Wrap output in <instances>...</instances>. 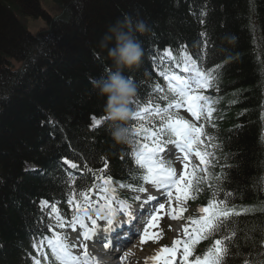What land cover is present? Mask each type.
I'll return each mask as SVG.
<instances>
[{
  "label": "trees",
  "instance_id": "obj_1",
  "mask_svg": "<svg viewBox=\"0 0 264 264\" xmlns=\"http://www.w3.org/2000/svg\"><path fill=\"white\" fill-rule=\"evenodd\" d=\"M42 1L0 0V264H56L46 241L39 250L32 245L63 232L72 205L94 182L122 190L143 186L135 159L142 134L132 131L141 121L128 123L130 144L114 143L108 122L89 129L90 115H105V100L90 81L115 70L103 44L108 29L126 15L147 25L139 36L142 62L125 72L142 103L163 83L159 59H151L157 48L161 54L171 48L177 57L183 48L201 71L215 76L203 93L213 110L204 120L209 143L203 150L212 174L208 186L201 181L192 188L191 199L203 205L223 200L242 210L217 232V238L227 237L224 264H264V0H85L86 16H94L79 18L78 36L70 21L84 12L83 0H49L53 20ZM22 16L47 18L53 32L38 43ZM64 158L78 165L71 176L60 164ZM26 164L40 170L24 172ZM41 200L51 204L47 212L39 208ZM57 220L64 227L49 232L47 225Z\"/></svg>",
  "mask_w": 264,
  "mask_h": 264
},
{
  "label": "snow or ice",
  "instance_id": "obj_2",
  "mask_svg": "<svg viewBox=\"0 0 264 264\" xmlns=\"http://www.w3.org/2000/svg\"><path fill=\"white\" fill-rule=\"evenodd\" d=\"M203 35V34H202ZM156 54L151 57L153 63L159 59L160 66L163 71L159 72V75L167 81V90L161 87L160 84H155L151 88L150 93L147 95L150 99L147 101L146 107H139L142 103L143 98L140 96H135L130 108L133 112L132 123L135 124L137 118L141 121L138 128H133V133H140V151L135 153L137 157V164H143L145 166L146 175L143 176V180L149 182L153 185L160 193V196L166 197L168 200L169 207L171 208L173 189L176 193V199L179 201L181 199H188V187L187 182L189 178V173L187 171V162L184 164L185 171L183 174L177 173L171 167H167L164 161L161 159V155L166 150V145L168 143H175L176 147L183 153H185V161L190 158L192 152L190 150L195 149V156L199 157L201 163L205 162V153L201 152L199 149L203 144L201 130L203 125L197 127L195 124L189 123L188 120L184 119H173V114L171 109H181L186 106L187 111L192 117L197 120L200 119L201 113L204 111L205 106H207L209 97L194 94L199 91H204L211 87L212 81L215 76L211 73H205L197 67V59L186 54L185 49L180 48L179 57L173 55L171 48H166L163 54L157 48ZM174 62L172 65V70L166 66L165 61ZM111 68L106 69L109 72ZM132 79V78H131ZM133 80V79H132ZM92 81H90L91 83ZM138 88V85H136ZM163 93L162 95H160ZM6 99V97H5ZM156 101H167L165 107H161V104ZM136 106V110H133L132 106ZM209 115L211 114V108H208ZM103 117V116H102ZM145 117H148L147 126L144 125ZM158 117V122L156 118ZM92 129H96L101 126L100 118L96 115H90ZM123 159V157H122ZM63 163L69 165L70 168L76 169L77 164L72 163L70 160L64 158ZM108 168V162L104 161V167L101 171H105ZM71 176V173H69ZM219 179V177H217ZM99 187V185H97ZM140 193H145L146 188L140 187L138 189ZM83 195V193L81 194ZM227 195H232L230 192ZM138 201L142 204H152L153 201H157V205L153 206V210L149 213L150 221L144 229V233L141 237V241L146 242L148 239H155L156 233H151L148 231L149 228L156 226V221L159 218L160 213L165 210V203H160V197L148 194L141 197H136ZM68 203L71 205L73 200L70 198ZM87 203V198L85 197V204ZM223 203V200L220 201ZM49 205V201L41 200L40 206L43 210L44 207ZM214 205L206 206L201 209L204 217L200 220L191 221V232L188 227L184 228L185 235L189 240L192 239L193 235L198 237L199 233L207 230L210 234L213 232H220L226 227L224 218L229 216V212L225 209L217 213L214 211ZM57 209L53 205V212ZM173 213V218L175 217V208H171ZM124 219L119 223L114 225V221L109 218L107 219L108 231H115L116 227H123L125 224H130L135 222V214L127 209L124 210ZM80 217L74 216L73 223L79 220ZM104 217H101L103 221ZM91 224L95 226L97 224L96 220H92ZM64 224L60 223L59 220L55 224L49 223L47 228L49 232H52L53 228H63ZM73 232H76L75 227L72 228ZM89 234L84 233V239L88 240ZM51 248L52 252L61 259L62 264H77V257L72 256L71 252L68 251L67 246L63 245L59 240L54 241L48 236H44L39 242H34L33 247L40 249L44 242ZM227 241V237L225 238ZM216 245H220L221 241L216 240ZM183 245V257L178 264H188V258L191 255V249L186 241L174 240L173 246L171 248H162L160 253L153 259L157 264H173L177 261V253L180 251V247ZM217 249V253H219ZM224 259L219 254H214L209 259L196 258L195 264H224ZM36 264H40L37 260Z\"/></svg>",
  "mask_w": 264,
  "mask_h": 264
},
{
  "label": "clouds",
  "instance_id": "obj_3",
  "mask_svg": "<svg viewBox=\"0 0 264 264\" xmlns=\"http://www.w3.org/2000/svg\"><path fill=\"white\" fill-rule=\"evenodd\" d=\"M146 31L144 20L134 21L127 15L122 21L118 20L111 26L105 36L107 43H104L103 47L107 49V59L115 70L92 81L97 95L105 100V115L100 118V122H108L111 139L116 144L132 142V131L128 123L133 118L130 105L137 95V87L125 72L141 64L144 49L139 36L144 35ZM225 39L232 43L234 37Z\"/></svg>",
  "mask_w": 264,
  "mask_h": 264
},
{
  "label": "rangeland",
  "instance_id": "obj_4",
  "mask_svg": "<svg viewBox=\"0 0 264 264\" xmlns=\"http://www.w3.org/2000/svg\"><path fill=\"white\" fill-rule=\"evenodd\" d=\"M95 2V1H94ZM42 3H44V5H42L43 9L46 10V14H47V17L49 18L48 20H53L52 17H54L55 12L52 10L53 8L51 7V3L49 0H45L44 2L42 1ZM81 5L79 7V9L81 11L84 10L83 13H81V15H77L75 18L73 17L74 20L70 21V23L72 24L73 27H71V32L72 34L75 33L76 35L79 34V18L82 16V17H86L87 19H89V16H94V14H92V11H89V15L86 16L87 12H88V8H90L88 5V3L83 0L81 2ZM91 14V15H90ZM90 17V18H91ZM47 18H37V17H28L26 18V16H22L20 17V21L21 23L27 28V33L33 38V40H36L38 43L39 41L43 40L44 37H48V35L53 32L52 30V24H50L48 21H46ZM82 19V18H80ZM84 19V18H83ZM93 19V17H92ZM95 25H96V22H93ZM75 36V35H74ZM78 36V35H77ZM69 41H72V37H69L68 36V39ZM37 43V44H38ZM24 63V61H23ZM14 66V65H13ZM17 66L19 68L22 67L21 64H17ZM180 114L184 117V118H188L190 119L191 121H193V119H195L194 117L191 116L190 113H187V112H184L183 110L180 111ZM201 114H204V115H208L209 112L206 108H204V111L201 113ZM197 127H200V125H198V122L195 123L193 122ZM174 157V152H173V148H169V149H166L165 152L161 155V159L162 160H168L170 158H173ZM185 161L182 157H178V158H175L173 159V161L171 162L173 164V169L179 173V174H183L184 171H185V168H184V164H185ZM187 165H188V168H187V171L188 169L190 168H194V170H197V171H202L204 170V165H202V163L200 162L199 158H196L195 155H191L190 156V159H189V163L187 162ZM102 189V188H101ZM103 190V189H102ZM146 193V194H145ZM144 194L147 195V194H153L152 193V188L150 186V183H148V186L146 188V192ZM175 193V191H174ZM173 193V195H174ZM101 195V193L98 194L97 197H95L96 199H93L91 200L89 203H88V207L86 209H84V206H79L78 208H81V215L83 217H89V219H92L94 218V216H98L99 214V210H98V206L97 205V202L96 200H98V202H109V203H112V201H115L117 203V205L119 204L122 205L121 207H125L123 208L124 210L126 209V207H134L136 208V204L135 205H128V204H123V203H119L118 199L112 197V195H103L102 197L99 196ZM175 203H173V208H175V217L176 218H173V214H172V211L170 210L169 211V215H168V221H165L164 219H158L155 223H156V226L153 227V228H149L148 231L151 232V233H156V238L155 239H148L146 242H143L141 241V237L142 235L140 234L139 238L136 239L135 243L138 242L136 244V246L134 247H138V244L141 243L140 245V248H138V254L137 256H134V260H133V263L132 264H142L140 262V260L142 259V257H144L146 254L147 255H155V254H159L161 249L164 248L162 244H165V242H161L163 241V238H165L166 236L168 237V240L166 241V244L168 246H170V248L172 247L173 245V241L174 240H179L182 236L184 232V222H182L181 224H176V221L177 220H180V221H183V211H184V207H182L181 204H178L176 203L177 202V199L174 196H172ZM163 198H166V197H163ZM95 200V201H94ZM99 200H102V201H99ZM137 200V199H136ZM137 202H140L137 200ZM95 203V204H94ZM114 203V204H116ZM141 203V202H140ZM125 205V206H123ZM112 209V208H110ZM114 210V209H113ZM76 211V210H75ZM190 212V215L189 217H192V215L194 214V211L191 209L189 210ZM200 213L201 212V209H200ZM118 215L119 218H121V214L119 211H117L116 213ZM77 215L80 216V209L77 210ZM111 215H114L113 212H111ZM75 216H76V212H75ZM116 216V215H115ZM116 221V220H114ZM150 221V220H149ZM148 221V222H149ZM118 223V221H116ZM148 222L146 224L143 225L144 229L145 227L147 226ZM116 224V223H115ZM76 226L77 225V221H76ZM79 227V226H78ZM124 231H126L127 228H123ZM98 231V230H97ZM100 232V231H98ZM118 231L115 230L112 231V235H115L117 234ZM125 233V232H124ZM143 233H144V230H143ZM71 237V236H70ZM72 238V237H71ZM63 245H66L67 246V249L69 252H78L79 251V246L78 245H73L72 248L68 247V245L70 244L69 243V239L68 237L63 239L62 241H60ZM134 242H132V245H133ZM75 244V242H74ZM132 245H130L128 247V249L130 250L132 248ZM181 252H178L177 253V261L175 264H178V262L181 260ZM116 260L118 258V256L114 257ZM121 258V256H120ZM119 258V260H121ZM149 259V258H147ZM118 260V261H119ZM111 263V262H110ZM131 264V263H130Z\"/></svg>",
  "mask_w": 264,
  "mask_h": 264
},
{
  "label": "bare ground",
  "instance_id": "obj_5",
  "mask_svg": "<svg viewBox=\"0 0 264 264\" xmlns=\"http://www.w3.org/2000/svg\"><path fill=\"white\" fill-rule=\"evenodd\" d=\"M163 88L167 89V87H163ZM98 192H100V189L98 187H96L94 190L93 196H95ZM85 205H86V207H88V204H85ZM106 205L107 206L97 205V206H99L98 210L102 211L101 217H104V219H103V221L101 220V217L98 219L97 218L94 219L97 221V224L95 226H93L92 224L91 225L89 224V222L87 221V217L77 220V225L79 227H81V225L85 224V225H88L90 229H92L91 231L82 230L81 232H72L70 235L72 237V239L76 240L77 237L83 236L84 233L87 232L89 234V237H90V239H88L86 241L89 248L86 251H84L83 254H81L78 257V260H81V259L92 260L93 263H98L97 260H100L103 262V264H110V262L113 260L112 259V255L114 253L112 250L113 246L119 245L121 247V245L118 244V243H120L118 241L121 240L122 236L118 235V234L123 230V228L126 225H124V227H116L115 230L118 232L115 235L111 234L112 231H108V233H105L103 231V229H108L107 219L112 217V215H110V213L112 212L113 209H110V208H113V206H112L113 203H111V205L109 203H107ZM114 222L117 224L116 221H114ZM97 230L100 232H98ZM93 231L94 232L96 231L95 237L94 236L91 237V233ZM124 232H126V231L123 230L122 235L124 234ZM105 247H108V249H105ZM138 248H140V246L131 248L128 253L122 252L120 254L121 260H119L118 263H120V264H130L131 263L132 264L133 260H134V256H137V254H138ZM144 261L148 262L149 260L148 259H142L141 263L143 264ZM112 264H114V263H112Z\"/></svg>",
  "mask_w": 264,
  "mask_h": 264
}]
</instances>
